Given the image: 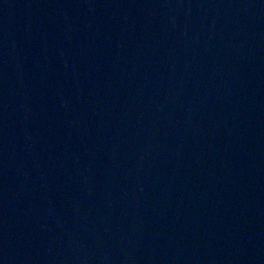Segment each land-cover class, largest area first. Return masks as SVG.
<instances>
[{"label": "water", "instance_id": "obj_1", "mask_svg": "<svg viewBox=\"0 0 264 264\" xmlns=\"http://www.w3.org/2000/svg\"><path fill=\"white\" fill-rule=\"evenodd\" d=\"M0 264H264V0H0Z\"/></svg>", "mask_w": 264, "mask_h": 264}]
</instances>
